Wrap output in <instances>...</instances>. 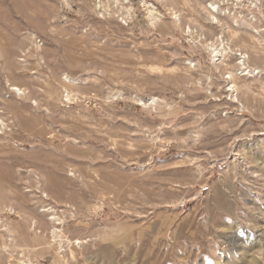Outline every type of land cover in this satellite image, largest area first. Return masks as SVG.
<instances>
[{
  "label": "rangeland",
  "instance_id": "rangeland-1",
  "mask_svg": "<svg viewBox=\"0 0 264 264\" xmlns=\"http://www.w3.org/2000/svg\"><path fill=\"white\" fill-rule=\"evenodd\" d=\"M209 1L0 0V264H264V0Z\"/></svg>",
  "mask_w": 264,
  "mask_h": 264
},
{
  "label": "bare ground",
  "instance_id": "bare-ground-1",
  "mask_svg": "<svg viewBox=\"0 0 264 264\" xmlns=\"http://www.w3.org/2000/svg\"><path fill=\"white\" fill-rule=\"evenodd\" d=\"M218 1H220V0H211V1H209V3H208V6H209V8L212 10V11H214V12H218L219 11V8L221 7L220 6V4L218 3ZM237 1H249V3H253L254 5H258V4H260V3H262V1L263 0H237ZM213 16V18L214 19H217L216 17H215V15H212ZM176 17L178 18V20H180L179 19V17H178V15H176ZM212 18V19H213ZM192 28V27H191ZM193 32V31H192ZM222 37V36H221ZM223 40V39H222ZM227 42V41H226ZM214 46V45H213ZM214 52H216V53H219V51H216V48H214ZM238 54H240L241 56H240V61H239V63L241 64V66H246V64H247V61H248V59H249V54H247V53H244L243 54V52H239ZM219 56V55H218ZM238 71H236V73H237ZM239 73V72H238ZM236 86L234 85V90H237L236 88H235ZM154 100H155V98H153ZM236 99L237 100H239L237 97H236ZM154 100H152V101H154ZM156 102V101H155ZM144 103H146V102H144ZM261 163H262V161H261Z\"/></svg>",
  "mask_w": 264,
  "mask_h": 264
},
{
  "label": "built area",
  "instance_id": "built-area-1",
  "mask_svg": "<svg viewBox=\"0 0 264 264\" xmlns=\"http://www.w3.org/2000/svg\"><path fill=\"white\" fill-rule=\"evenodd\" d=\"M239 56H241L240 54H238ZM242 68H246L245 66H242ZM44 197H46V195H44ZM47 199V197H46ZM0 220H1V211H0Z\"/></svg>",
  "mask_w": 264,
  "mask_h": 264
}]
</instances>
